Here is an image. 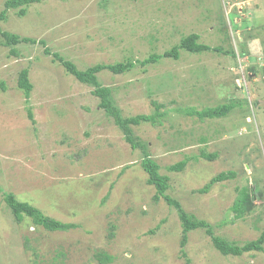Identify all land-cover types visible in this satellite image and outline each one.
I'll use <instances>...</instances> for the list:
<instances>
[{"label":"rangeland","instance_id":"374dc122","mask_svg":"<svg viewBox=\"0 0 264 264\" xmlns=\"http://www.w3.org/2000/svg\"><path fill=\"white\" fill-rule=\"evenodd\" d=\"M101 1L44 0L23 16L9 9L0 22L37 40L16 45L14 56L0 36V264H264L260 251L221 254L206 228L189 231L181 245L177 211L153 199L141 149L98 107L94 88L44 51L83 70L160 54L190 33L217 47L180 50L177 59L119 74L103 69L97 78L123 118L155 116V124L131 129L168 176L166 193L214 235L242 245L264 230V0ZM22 68L32 84L28 97L17 87ZM224 103L233 107L222 117L180 111ZM186 157L181 171L167 170ZM226 171L235 176L198 192ZM244 189L254 204L234 218ZM7 192L76 227L47 231L29 218L17 222L3 201ZM103 254L111 261L100 262Z\"/></svg>","mask_w":264,"mask_h":264},{"label":"trees","instance_id":"16d2710c","mask_svg":"<svg viewBox=\"0 0 264 264\" xmlns=\"http://www.w3.org/2000/svg\"><path fill=\"white\" fill-rule=\"evenodd\" d=\"M44 0H5L3 4V8L0 10V22L6 18V13L9 9L17 10V14L19 16H23L26 13L27 6L32 3H40ZM104 3V0L101 3ZM109 2V0H107ZM0 36L2 37V45L10 48V53L14 56L19 55V51L16 49V45L20 43H36L37 40L35 38L20 36L18 34L6 31L1 29L0 27ZM199 36L196 33H190L180 41L172 46L170 49L163 51L160 54H150L148 57L141 60H127V61H119L112 64H104V63H96L91 66L86 67L83 70H80L76 67V65L64 59L58 53H51L48 48H45L44 51L46 54H52L53 59L57 60L64 69L74 76V78L84 84L90 85L94 88L93 94L99 98L98 107L101 108L105 114L113 119L114 124L121 130L124 139L127 143L130 144L132 149L140 148L142 151V158L140 162V166L143 171L147 174V183L154 187L153 199L155 201L159 200V198H163V200L175 208L177 211L181 228H182V237H181V245H184L187 239V233L196 228H206L207 233L211 238V242L213 246L223 255H234L239 256L244 252L250 251H260L264 253V230L261 231L259 236L255 239L246 241L242 245H238L236 242L228 241L220 236L214 235L211 226L204 220L197 219L192 214H188L180 205V203L167 194V190L169 188L168 184V176L160 173L159 164L150 157L147 151L148 143L140 142L135 138L133 134V130L131 129V125H139L141 122H150L155 124L156 119L152 114H138L135 116L125 117L123 118L120 115V112L117 107H115L110 99V88L108 86H102L97 78V73L101 70L106 69L114 74L124 73L134 68L137 64L145 67L149 64L157 62L161 58H173L177 59L180 55V50H185L190 53H199L207 50H215L219 51L217 47H210L202 42H198ZM41 44L44 43L40 41ZM17 87L23 91L24 96L28 97L31 90L32 84L28 79V69L22 68L18 73L17 78ZM161 105H157L156 108ZM233 105L231 103H224L212 107L202 108L198 110L194 107H189L182 109L180 111L184 112L187 115H195L198 118H215L225 116L231 109ZM161 116L159 112H157L156 117ZM28 117L32 119V115L29 112ZM200 156L206 158L208 160H212L216 157L214 153H205L201 152ZM195 158V157H194ZM188 158H183L178 162H175L172 165L167 166V170L169 171H181L187 164ZM235 176L233 171L220 172L216 175L212 176L207 183H205L202 187L198 188V192L206 193L208 190L217 182L231 179ZM260 195V193H259ZM3 201L6 206L10 210L13 218L17 222H22L25 218H29L30 222L34 226L42 227L47 231H67L71 228L76 227L74 223L71 222H63L53 217L45 215L39 208L32 205L27 201H21L16 198V196L7 192L3 194ZM252 202V194L250 191L245 190L239 194L236 200L233 202L232 211H234V218H239L243 215V213L247 210H250L253 206ZM184 254V252H182ZM112 257L108 254H103V256L99 257L98 260L100 262H110Z\"/></svg>","mask_w":264,"mask_h":264}]
</instances>
